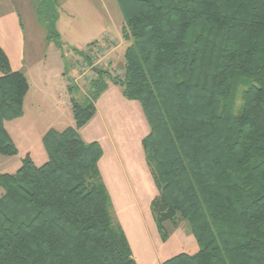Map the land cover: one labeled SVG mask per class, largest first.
Listing matches in <instances>:
<instances>
[{
	"label": "trees",
	"instance_id": "obj_1",
	"mask_svg": "<svg viewBox=\"0 0 264 264\" xmlns=\"http://www.w3.org/2000/svg\"><path fill=\"white\" fill-rule=\"evenodd\" d=\"M118 2L123 75L96 68L86 100L71 97L75 126L44 136L48 161L27 154L0 171V264H138L99 170L103 148L79 133L107 78L149 123L162 239L166 222L186 220L198 244L163 264H264V0ZM0 72V154L14 156L7 122L24 115L31 84L1 46Z\"/></svg>",
	"mask_w": 264,
	"mask_h": 264
},
{
	"label": "crops",
	"instance_id": "obj_2",
	"mask_svg": "<svg viewBox=\"0 0 264 264\" xmlns=\"http://www.w3.org/2000/svg\"><path fill=\"white\" fill-rule=\"evenodd\" d=\"M17 1L20 3V0H0V46L9 57L11 68L24 72L31 84L24 102V115L8 121L15 122L12 130H10L9 123L7 122V129L16 146L20 145V139L24 138L26 142L25 155L21 157L20 165L16 171L27 154H30L36 164L37 158L41 159V163L48 161L49 156L43 139L50 129L64 130L70 126H75L74 115H72L73 118H64L63 114H60L59 119L56 121L50 122L46 126H41L40 120L37 118L38 123L37 119L35 120V113H41V117L45 116V113H73L71 97L74 96L83 102L88 96V93L83 91L82 86H79L80 82L77 75L73 86H71V83L67 84L70 98L67 107H63L60 103V97L64 98L63 93H61L62 90L57 93H51V90L42 87L41 84L32 80L29 72H25L22 69L21 64L25 67L29 59L27 58V54H34L38 49L33 47L32 44V42L36 41L35 36H29L30 40L27 43L22 40V27L25 19L21 8L17 7ZM24 13L27 18L26 21L31 23L33 30L35 28L39 29L37 10L33 7V4H30L29 7L26 6ZM122 27L123 24L121 27L117 25L114 27L105 25L102 35L97 40L98 42H104L107 34L113 37V42L108 46L106 54L107 59H109L113 66L119 64L124 66L125 52L130 45L129 41L123 39ZM45 39L47 40V37ZM80 49L78 48V50ZM59 51L63 53L65 50L63 48L59 49ZM122 65L119 67L122 68ZM26 69L30 71L31 68ZM44 82L45 85L48 84L46 81ZM105 82L106 88L95 100V115L79 130V133L85 142L97 141L103 148L104 154L99 161V170L111 195L113 208L115 206V198L125 199L124 208L129 209L133 201L139 207V199H143L147 195V189H153L154 191L152 200L158 195V189L147 163L145 152L143 154L141 151L143 138L150 131L149 123L147 118L146 123L144 122L145 114L139 102L127 99L120 85L112 83L107 79ZM88 92L90 95V91ZM34 93L37 94L36 99L31 100V96ZM52 98L55 99L56 103ZM139 108L142 109V113H140ZM124 115L128 116L127 119L130 122L129 128L126 126V121L124 122ZM103 131L104 133H102ZM0 160L3 161V159ZM10 167V164L8 165L6 162L0 171L15 173L16 171L12 172L9 170ZM121 226L129 240L130 237L126 227L122 223Z\"/></svg>",
	"mask_w": 264,
	"mask_h": 264
},
{
	"label": "rangeland",
	"instance_id": "obj_3",
	"mask_svg": "<svg viewBox=\"0 0 264 264\" xmlns=\"http://www.w3.org/2000/svg\"><path fill=\"white\" fill-rule=\"evenodd\" d=\"M16 3L17 7L21 8L25 19L22 27V40L27 43L30 40L29 36H35L36 41L32 44L38 49L34 54H27L29 59L25 67L21 64L22 69L29 72L32 80L51 90V93L62 90L61 93H63L64 98L60 97V103L63 107H67L70 98L67 84L74 85L77 75L80 82L79 86H82L83 91L87 92L88 96L91 83L97 77L96 68L107 70L114 76L123 75V67H119L122 64L113 66L109 59H106L103 64H96V67H93L77 53H75L76 57L70 55V53H74L73 49L84 48L96 42L102 35L105 25L122 26L124 17L118 0H20V3L18 1ZM30 4H33L37 10V21L40 26L39 29L37 28L38 30L35 27L33 30L31 23L26 21L24 9ZM60 47L64 48L63 53L59 51ZM26 68L31 69L27 71ZM107 80L113 83L110 78ZM44 81L48 84L45 85ZM36 95L34 93L31 100H35ZM52 99L55 102V99ZM139 110L142 113V109L139 108ZM40 114L35 113L34 117L35 120L37 118L40 120L41 126L56 121L60 114H63L64 118H73L72 112L45 113L43 117ZM127 117L124 115V122L126 121V126L129 128L130 122ZM145 121L146 117L144 116ZM8 123L10 130H12L15 122ZM24 140V138L19 140L20 145L17 146L19 152L14 157L0 154V159H3V161L0 160V169H3V165L7 162L11 166L9 170L16 171L20 165L21 157L25 155L26 142ZM141 151L144 154L142 145ZM36 162L39 165L43 164L39 158L36 159ZM1 192L2 188L0 187V194ZM146 194L143 199H139V207L133 201L129 209L124 208L125 199L115 198L113 208L116 221L126 227L137 263L163 264L164 261L179 253H196L198 244L186 220L181 221L177 227L170 221L166 222L165 227L169 232V238L166 241L162 239L151 209V200L154 197L153 189H147Z\"/></svg>",
	"mask_w": 264,
	"mask_h": 264
},
{
	"label": "built area",
	"instance_id": "obj_4",
	"mask_svg": "<svg viewBox=\"0 0 264 264\" xmlns=\"http://www.w3.org/2000/svg\"><path fill=\"white\" fill-rule=\"evenodd\" d=\"M113 42V37L111 35H106L104 42H96L92 43L82 49L77 51H73L74 53H70V55L75 56L77 53L83 59L90 63V66L96 67V64H103L107 59V50L108 46Z\"/></svg>",
	"mask_w": 264,
	"mask_h": 264
}]
</instances>
